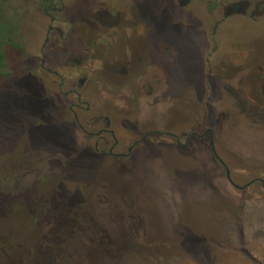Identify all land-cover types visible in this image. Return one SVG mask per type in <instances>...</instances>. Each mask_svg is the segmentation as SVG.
Masks as SVG:
<instances>
[{"label": "flooded vegetation", "instance_id": "af4514ba", "mask_svg": "<svg viewBox=\"0 0 264 264\" xmlns=\"http://www.w3.org/2000/svg\"><path fill=\"white\" fill-rule=\"evenodd\" d=\"M27 26L34 27L31 35ZM233 32L240 38L232 40ZM195 47L203 52L204 68L189 127L183 120L176 121V131H150L138 115L139 129L123 136L108 102L130 120L132 102L140 110L156 93L165 94L172 81L158 73L156 63L174 69L181 52ZM59 57L65 62H54ZM27 76L50 82L49 105L26 114L16 110L0 124V146L11 143L0 161V211L12 213L20 206L25 213L33 207L39 226L34 244L41 248L37 264H56L62 262L63 245L74 244L86 225L81 205L74 203L79 199L72 192L58 194L79 160H97V189L91 195L99 197L98 182L116 176L117 165L131 164L136 149L145 145L173 146L182 157V150L206 139L214 159L221 161L216 134L224 131L213 125L217 119L231 137L223 119L227 105L257 136L253 141L259 140L264 132V0H0V86ZM217 101L227 104L218 110ZM34 129L56 134L28 141ZM261 175H251L245 188L264 187ZM4 235L0 232L1 242Z\"/></svg>", "mask_w": 264, "mask_h": 264}, {"label": "rangeland", "instance_id": "374dc122", "mask_svg": "<svg viewBox=\"0 0 264 264\" xmlns=\"http://www.w3.org/2000/svg\"><path fill=\"white\" fill-rule=\"evenodd\" d=\"M25 30L31 35L34 27L27 26ZM238 35L235 32L230 38L237 40ZM202 55L195 47L181 52L174 69L156 63L158 73L172 81H168L165 94L161 91L150 99V105L142 103L139 110L132 102L130 107L134 109L130 112L134 115L130 120L112 111V102L106 103L114 127L128 136V131L139 129L141 115V126H148L150 131H176V121L183 120L187 129L192 108L202 93L198 83L204 68ZM54 62L63 63L65 58ZM16 83L0 86L2 125L12 119L16 110L26 114L48 109L50 82L27 76ZM224 103L217 101L215 105L221 110L227 104ZM225 109L223 119L231 137L226 136L225 125L217 123V119L213 125L215 131L219 132L220 126L224 131V135L216 134L221 161L214 159L206 139L194 141L182 150V157L181 150L173 146L160 149L145 145L136 149L131 164L117 165L112 171L116 176L98 182L103 191L99 197L91 195L97 189L95 160L76 162L73 174L66 175L60 183L58 194L72 192L79 199L74 203L81 205L86 225L78 231L74 244L63 245L65 252L58 253L62 262L56 260V264H264V187L256 183L245 188L251 175L264 172V132L255 143L257 136L246 127L243 117L236 116L228 105ZM55 134L34 129L28 141L39 143ZM24 141H19L18 149ZM2 145L0 161L6 158L4 151L11 143ZM32 211L33 207L23 213L20 206L12 213L0 211V232L6 240H0V264L38 263L35 254L41 248L34 242L39 226L33 221ZM52 230L58 233L57 228Z\"/></svg>", "mask_w": 264, "mask_h": 264}]
</instances>
